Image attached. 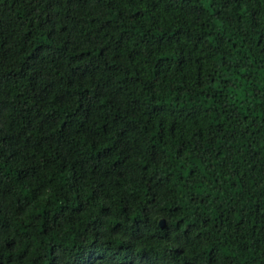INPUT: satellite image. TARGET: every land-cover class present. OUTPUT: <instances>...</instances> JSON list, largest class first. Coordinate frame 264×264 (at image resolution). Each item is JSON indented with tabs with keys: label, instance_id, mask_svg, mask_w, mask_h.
Instances as JSON below:
<instances>
[{
	"label": "trees",
	"instance_id": "obj_1",
	"mask_svg": "<svg viewBox=\"0 0 264 264\" xmlns=\"http://www.w3.org/2000/svg\"><path fill=\"white\" fill-rule=\"evenodd\" d=\"M0 264H264V0H0Z\"/></svg>",
	"mask_w": 264,
	"mask_h": 264
},
{
	"label": "water",
	"instance_id": "obj_2",
	"mask_svg": "<svg viewBox=\"0 0 264 264\" xmlns=\"http://www.w3.org/2000/svg\"><path fill=\"white\" fill-rule=\"evenodd\" d=\"M161 225H162V223H161Z\"/></svg>",
	"mask_w": 264,
	"mask_h": 264
}]
</instances>
